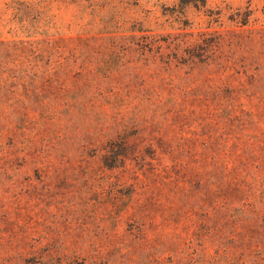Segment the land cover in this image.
<instances>
[{
    "label": "rangeland",
    "instance_id": "1",
    "mask_svg": "<svg viewBox=\"0 0 264 264\" xmlns=\"http://www.w3.org/2000/svg\"><path fill=\"white\" fill-rule=\"evenodd\" d=\"M0 264H264V0H0Z\"/></svg>",
    "mask_w": 264,
    "mask_h": 264
}]
</instances>
